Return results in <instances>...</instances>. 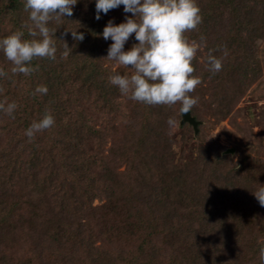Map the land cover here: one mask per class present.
Segmentation results:
<instances>
[{
	"label": "rangeland",
	"instance_id": "rangeland-1",
	"mask_svg": "<svg viewBox=\"0 0 264 264\" xmlns=\"http://www.w3.org/2000/svg\"><path fill=\"white\" fill-rule=\"evenodd\" d=\"M258 20L264 27V17ZM226 21V17L220 19L225 26L212 30L192 58L197 61L193 76L199 77L200 83L188 95L197 98L190 111L200 122L198 135L191 125H182L180 102L158 105L146 121L132 123L124 118L114 122L107 127V138L99 150L100 167L90 174L93 184L88 186L89 180L79 187L81 194L91 187L95 191L82 201L83 211L73 229L75 244L66 243L62 235L54 237L49 230L52 201L20 188L14 195L10 193V198L0 199V264H167L179 250L174 248L176 243L183 247L179 233L193 236L207 227L197 224L194 199L217 200L225 190L224 204L232 206L233 198H238L241 205H236L244 212V224L258 233L256 226L264 222V207L251 192L258 183L264 184V35L251 42L245 39L242 47L227 44L218 54L211 53L222 64L212 73L207 49L220 47L217 39L226 37L230 29ZM237 50L247 55L248 76L234 57ZM4 60L0 52V71ZM113 65L116 73L127 71L118 68L122 65ZM169 118L175 121L174 126L168 125ZM165 147L169 148L167 155ZM161 152L168 158L155 162ZM217 156L224 160L217 167L208 165ZM201 160H206V167L198 178ZM238 163H242L241 169ZM186 165L193 166L189 172ZM239 178L246 182L240 184ZM229 190L232 193L228 194ZM163 192H169L165 205L152 199L153 194ZM151 208L160 226L157 232L142 233L138 222L149 216ZM179 222L186 228L177 230Z\"/></svg>",
	"mask_w": 264,
	"mask_h": 264
},
{
	"label": "trees",
	"instance_id": "trees-1",
	"mask_svg": "<svg viewBox=\"0 0 264 264\" xmlns=\"http://www.w3.org/2000/svg\"><path fill=\"white\" fill-rule=\"evenodd\" d=\"M23 3L24 0H0V38L17 30L24 33V38H30L24 25L31 22ZM196 3L201 22L184 33L189 41L201 42V37L207 39L216 27L225 26L220 22L223 17L227 19L226 27H230L224 35L226 37L217 39L220 47L210 46L208 52L211 49L212 53L218 54L227 44L242 47L245 39L251 42L252 38H262L264 35V27L261 21H257L264 17V0H196ZM125 15L132 14L123 13L121 5L107 14L101 13V18L97 20L94 0H78L70 17L54 18L48 22L50 30H54L50 31V36L56 47L55 59L33 58V71L27 75L12 73L11 62L1 52L5 59L2 68L5 75L0 77V105L6 107L14 102L16 108L11 116L0 109V199L4 201L10 198V193L21 188L52 201L49 230L54 237L64 236L65 242H72V245L75 244L74 225L83 211L82 201L95 191L91 187L81 194L79 187L85 186L89 180L91 183L88 186L93 184L89 177L100 167L99 150L107 138L110 129L107 127L124 118L132 123L146 121L160 105L134 101L129 98L130 94H121L108 80L110 75L116 74L113 71L115 61L103 59L111 40L105 41L99 33L110 19L118 24ZM250 15L256 16L250 20ZM65 30L83 32L84 39L77 41ZM129 41L128 45H124L125 50L138 43L133 37ZM241 53L238 50L233 52L234 57L241 61V72L248 76V58ZM196 63L192 59L194 71L191 75L197 71ZM118 68L127 70L123 75H131L127 67ZM38 85H45L47 93H36ZM130 101L134 103L130 104ZM126 111L128 114H125ZM189 112L197 122L193 131L198 135L200 122ZM45 113L53 117V125L35 132L29 139L25 129ZM163 153L167 155L169 148L165 147ZM163 153H159L154 161L162 162L167 157ZM223 160L217 156L208 165L217 167ZM203 161L197 166L198 178L204 175L206 160ZM191 167L186 165L185 170L189 172ZM237 167L241 169L242 163H238ZM181 175L186 177L184 170ZM244 182L239 178L240 184ZM226 191L217 200L206 197L201 198L203 200L200 202L194 199L192 208L196 210L197 224L201 226L205 223L207 227L193 236L179 233L183 247L176 243L174 248L179 250L167 259V264H260L259 249L264 246V222L256 226L258 233L254 234L253 229L245 225L244 212L238 210L241 205L239 199L233 198L232 206L224 204ZM230 193L232 191L229 190ZM168 195L169 192L153 194L152 199L165 205L164 200L169 198ZM238 203L239 206L236 205ZM148 215L140 219L138 228L142 233L150 229L157 232L160 224L156 221L154 209L151 208ZM185 228V223H178L177 230ZM127 264L137 263L127 261Z\"/></svg>",
	"mask_w": 264,
	"mask_h": 264
},
{
	"label": "clouds",
	"instance_id": "clouds-1",
	"mask_svg": "<svg viewBox=\"0 0 264 264\" xmlns=\"http://www.w3.org/2000/svg\"><path fill=\"white\" fill-rule=\"evenodd\" d=\"M78 0H24L23 8L28 13V21L24 27L30 38H24L22 31H15L0 38V52L11 62L12 73L29 74L33 71V58L47 57L55 59L56 47L50 36L48 22L51 19L70 17L73 6ZM95 19L101 18V13L123 6L125 15L120 23L110 19L99 35L105 40H111L107 48L106 60L115 61L125 66L131 75L119 73L110 75L109 82L116 86L123 95L148 105H172L180 102V113H187L196 104L197 98L188 95L200 78L191 75L194 71L191 61L201 44L195 40L189 41L184 33L194 29L200 22L199 7L196 0H94ZM77 41L84 39V33L78 30L67 31ZM134 34V36H133ZM133 37L134 43L128 50L124 45ZM66 48H68L65 43ZM209 50L207 66L212 73L222 67L221 60L212 55ZM66 54V53H64ZM131 66V67H129ZM5 73L0 71V76ZM45 85H38L36 93L46 94ZM15 103L6 107L0 105L6 114L12 115ZM53 117L45 113L38 121L32 122L25 135L31 139L35 132L52 126ZM169 126L175 121L169 118ZM251 194L259 205L264 207V184ZM260 264H264V246L259 249Z\"/></svg>",
	"mask_w": 264,
	"mask_h": 264
},
{
	"label": "water",
	"instance_id": "water-1",
	"mask_svg": "<svg viewBox=\"0 0 264 264\" xmlns=\"http://www.w3.org/2000/svg\"><path fill=\"white\" fill-rule=\"evenodd\" d=\"M181 123L182 124L188 123L189 125H191L196 130L197 122L191 117L190 112L182 113Z\"/></svg>",
	"mask_w": 264,
	"mask_h": 264
}]
</instances>
